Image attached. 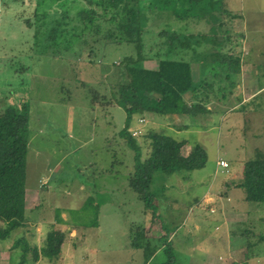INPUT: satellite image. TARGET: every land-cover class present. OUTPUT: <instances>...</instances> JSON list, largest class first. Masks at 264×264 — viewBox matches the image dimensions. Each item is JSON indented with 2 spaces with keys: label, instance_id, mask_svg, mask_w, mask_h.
<instances>
[{
  "label": "rangeland",
  "instance_id": "obj_1",
  "mask_svg": "<svg viewBox=\"0 0 264 264\" xmlns=\"http://www.w3.org/2000/svg\"><path fill=\"white\" fill-rule=\"evenodd\" d=\"M65 1L46 4L63 13L69 8ZM223 1L226 6L228 0ZM5 5L0 10V114L8 106L28 105L31 140L27 227L0 244V264L20 263L21 253L11 251L14 240L26 237L40 249L52 231L67 236L61 256L40 264H166V242L174 245L175 264H264V244L251 252L247 249L249 241L258 243L264 235V203L247 202L245 190L238 187L245 163L264 153V94L240 105L264 88V0H232L223 7L210 25L213 44L203 48L236 47L245 70L258 73L255 80L250 79L252 71L246 79L233 76L229 81L219 62L198 54V63H191L193 80L198 82L202 71L206 83L214 87L199 92L211 99L208 113L133 118L129 131L142 148L144 161L151 154V133L184 142V157L198 145L208 154L201 170L156 174L151 192L159 218L130 187L135 153L120 136L127 114L114 99L126 80L121 63L137 53L136 47L104 48L92 38L89 45L77 44L74 52L63 50L69 41L62 49L49 40L50 32L38 31V19L31 18L35 25L30 29L16 20L21 12L13 11L12 0ZM157 34L144 35L146 47L153 49L150 57L163 40ZM253 63V68L247 67ZM155 66V61L148 65ZM185 99L191 104L189 94ZM257 105L262 110L249 111ZM221 158L228 168L220 165ZM96 222L98 227H91ZM139 230L152 248L159 246L150 262L145 251L132 247ZM27 264H34L32 254Z\"/></svg>",
  "mask_w": 264,
  "mask_h": 264
},
{
  "label": "trees",
  "instance_id": "obj_2",
  "mask_svg": "<svg viewBox=\"0 0 264 264\" xmlns=\"http://www.w3.org/2000/svg\"><path fill=\"white\" fill-rule=\"evenodd\" d=\"M47 1L12 0L16 4L15 10L21 12L16 20H22L32 29L35 25L33 20L38 19V31L50 32L49 40L62 49L69 41L63 50L70 52H74V47L81 41L84 46L89 45L92 38L97 43L102 42L104 48L123 44L136 47L137 53L121 63L126 80L117 87L114 99L127 114V126L120 136L127 140V146L135 153V170L129 179L130 187L145 203L147 210L159 218L158 202L151 192L156 174L162 172L171 176L182 170H201L207 164L208 154L205 148L198 145L184 157V142L164 134L151 133V154L144 161L142 148L129 131L130 125L135 115L197 117L208 113L206 106L211 99L199 95V92L204 87L213 91L214 87L206 83L204 72L201 82L193 80L191 63H198V54L205 53L206 61L219 62L229 81L241 74L243 60L236 54V47L221 44L219 48L215 46L217 51L203 49L207 44H213L214 32L210 25L222 12V0H80L83 4L77 0H66L69 8L66 7L63 13L53 10L46 4ZM77 3L80 6H76ZM2 6L7 8L5 3L0 4V10ZM28 14L31 16L28 17ZM150 31L158 33L157 38L163 39L157 46L155 57H150L153 49H148L145 43L144 35ZM192 52L193 56L190 55ZM153 61L157 66L148 67ZM188 94L192 95L191 104L185 99ZM30 137L29 106L6 107L0 114V221L5 224L0 227V244L10 241L19 230L27 227L26 181ZM238 187L245 190L247 202L264 203V153L258 152L256 159L245 163L243 181ZM59 216V222H63ZM91 227H98V222ZM66 239L65 233L52 231L39 249L26 237H21L14 240L11 251L21 253L19 264H27L30 254L34 264L41 259L54 262L59 260ZM166 244V264H175L174 245L171 242ZM261 244H264V235L258 243L249 241L247 249L251 252ZM132 247L145 251L148 261L159 249V246L152 248L142 230L132 240Z\"/></svg>",
  "mask_w": 264,
  "mask_h": 264
},
{
  "label": "crops",
  "instance_id": "obj_3",
  "mask_svg": "<svg viewBox=\"0 0 264 264\" xmlns=\"http://www.w3.org/2000/svg\"><path fill=\"white\" fill-rule=\"evenodd\" d=\"M3 1V3H7V2H11V0H9V1H6V0H0V2H2ZM83 1V0H82ZM81 2V1H80ZM222 2V7H226V6H230L231 4H232V0H228V4L226 5V6H224V1L222 0L221 1ZM17 9V8H16ZM14 12L16 11L15 9L13 10ZM17 12V11H16ZM226 12H228V11H226ZM255 65V63H253L252 65H250L249 64V66H247V67H252L253 68V66ZM193 66H196V65H193ZM245 67H246V63H245V60L244 61H242V72H241V74L239 75V76H242L244 79H246V77H248V74H250L252 71H253V73L251 74V76H250V79H253V80H255V78H257V72L256 71H254V70H252V71H246L245 70ZM200 70V69H199ZM198 70V71H199ZM248 72V73H247ZM202 71L201 72H199V77H200V80L202 79ZM254 77V78H253ZM199 80V81H200ZM199 81L198 82H195V83H199ZM258 82L256 81V83H255V85L254 86H256V84H257ZM262 94H264V88H262L261 90H259L258 92H256L255 94H253V95H250L249 97H248V99H242L241 100V104L240 105H243V104H248L249 102H251V101H253V100H255V99H257V96H259V95H262ZM190 95V97L192 98V95L191 94H189ZM254 108V109H253ZM262 110V108H260V105L258 106H252V108L251 109H249V111H251V110ZM156 116H159V115H156ZM220 160H223V158H221ZM154 257V256H153ZM151 260H153V258L151 259ZM150 260V261H151ZM43 261V259H41L40 260V263ZM149 261V262H150ZM39 262H38V264H40Z\"/></svg>",
  "mask_w": 264,
  "mask_h": 264
},
{
  "label": "built area",
  "instance_id": "obj_4",
  "mask_svg": "<svg viewBox=\"0 0 264 264\" xmlns=\"http://www.w3.org/2000/svg\"><path fill=\"white\" fill-rule=\"evenodd\" d=\"M220 165L222 166V167H224L225 166V168H228V165L226 164V162L224 161V160H220Z\"/></svg>",
  "mask_w": 264,
  "mask_h": 264
}]
</instances>
